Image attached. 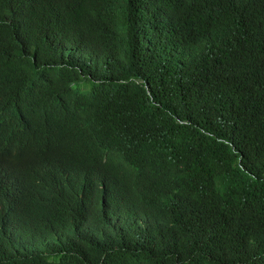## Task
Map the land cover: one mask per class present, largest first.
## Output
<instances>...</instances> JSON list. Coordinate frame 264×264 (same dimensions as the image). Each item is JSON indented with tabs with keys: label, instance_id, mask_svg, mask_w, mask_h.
Instances as JSON below:
<instances>
[{
	"label": "trees",
	"instance_id": "1",
	"mask_svg": "<svg viewBox=\"0 0 264 264\" xmlns=\"http://www.w3.org/2000/svg\"><path fill=\"white\" fill-rule=\"evenodd\" d=\"M16 1L0 264H264V0Z\"/></svg>",
	"mask_w": 264,
	"mask_h": 264
},
{
	"label": "clouds",
	"instance_id": "2",
	"mask_svg": "<svg viewBox=\"0 0 264 264\" xmlns=\"http://www.w3.org/2000/svg\"><path fill=\"white\" fill-rule=\"evenodd\" d=\"M6 3L8 5V7H9V11L11 9H13L14 7H16V10H17L18 4H17V1L16 0H6ZM14 11H15V9H14ZM0 207L2 208V214H1V219H2L3 218V215L5 214V212H4V205L0 203Z\"/></svg>",
	"mask_w": 264,
	"mask_h": 264
},
{
	"label": "rangeland",
	"instance_id": "3",
	"mask_svg": "<svg viewBox=\"0 0 264 264\" xmlns=\"http://www.w3.org/2000/svg\"><path fill=\"white\" fill-rule=\"evenodd\" d=\"M1 214H2V208L0 207V219H1Z\"/></svg>",
	"mask_w": 264,
	"mask_h": 264
}]
</instances>
